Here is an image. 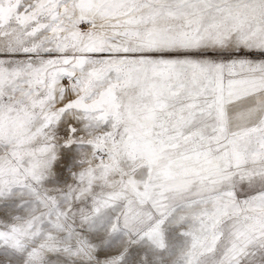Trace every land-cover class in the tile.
<instances>
[{"label":"snow or ice","instance_id":"6c2138e0","mask_svg":"<svg viewBox=\"0 0 264 264\" xmlns=\"http://www.w3.org/2000/svg\"><path fill=\"white\" fill-rule=\"evenodd\" d=\"M0 264H264V0H0Z\"/></svg>","mask_w":264,"mask_h":264}]
</instances>
